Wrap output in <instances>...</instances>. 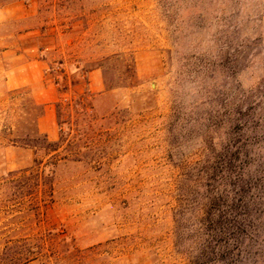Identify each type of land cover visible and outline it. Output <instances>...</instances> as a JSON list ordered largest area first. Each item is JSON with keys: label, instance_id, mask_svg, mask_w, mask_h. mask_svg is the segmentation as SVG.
<instances>
[{"label": "rangeland", "instance_id": "rangeland-1", "mask_svg": "<svg viewBox=\"0 0 264 264\" xmlns=\"http://www.w3.org/2000/svg\"><path fill=\"white\" fill-rule=\"evenodd\" d=\"M0 264H264V0H0Z\"/></svg>", "mask_w": 264, "mask_h": 264}, {"label": "trees", "instance_id": "trees-1", "mask_svg": "<svg viewBox=\"0 0 264 264\" xmlns=\"http://www.w3.org/2000/svg\"><path fill=\"white\" fill-rule=\"evenodd\" d=\"M40 114H41V112H40V110H39V114H38V115H40ZM35 133L38 134V132H37L36 130H35Z\"/></svg>", "mask_w": 264, "mask_h": 264}]
</instances>
